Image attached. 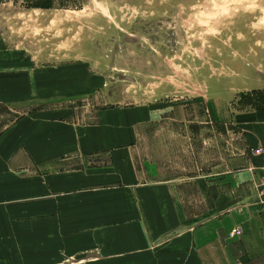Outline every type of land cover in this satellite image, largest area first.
I'll list each match as a JSON object with an SVG mask.
<instances>
[{"label":"rangeland","instance_id":"1","mask_svg":"<svg viewBox=\"0 0 264 264\" xmlns=\"http://www.w3.org/2000/svg\"><path fill=\"white\" fill-rule=\"evenodd\" d=\"M39 3L46 8L33 7ZM0 79L10 80V89L21 83L24 97L12 112L0 108V135L24 120L66 117L92 125L114 108L151 113L153 122L136 126V164L144 179L178 191L185 227L229 216L245 226L263 223V229L249 226L262 232L263 253L245 250L244 256L264 264L258 193L264 156L255 154L261 148L264 155V0H0ZM109 181L95 187L88 180L72 191L86 197L87 222L102 219L98 230L106 245L113 238L126 242V225L141 216V187ZM74 206L82 209L78 199ZM19 209L12 210L15 218L34 216ZM235 229L244 235L242 224ZM178 235L145 251L116 246L113 255L98 242L56 245L39 252L38 264L165 259L188 238L181 229ZM9 239L15 257L2 246L0 264L34 262L17 247L20 239Z\"/></svg>","mask_w":264,"mask_h":264},{"label":"crops","instance_id":"2","mask_svg":"<svg viewBox=\"0 0 264 264\" xmlns=\"http://www.w3.org/2000/svg\"><path fill=\"white\" fill-rule=\"evenodd\" d=\"M8 82L0 79V108L12 112L23 104L24 97L21 83L10 89ZM70 119L49 118L35 124L24 120L6 127L0 135V247H8L12 260L15 249L9 247L16 245L9 239L12 236L20 239L17 247L21 251L34 255V262L27 264H38L39 252L52 251L56 245L98 242L107 246L108 255L118 252L116 246L127 245L133 253L137 245H142L145 251L148 244L172 242L179 236V229L188 238L177 242L180 248L174 255L169 253L165 259H155L151 254L149 258L138 259L136 264H249L245 250L250 256L263 253L262 232L252 233L249 227L258 225L263 229V223L245 226L229 216L210 218L195 228L185 227L186 212L178 191L169 183L144 179L136 164V126L153 122L151 113L140 115L136 109L114 108L101 112L92 125ZM72 161L77 162L74 169ZM76 175L78 180L74 179ZM88 180L95 187L108 180L111 187L113 184L141 187L137 191L141 216L126 225V242H115L113 238L104 244L102 232L98 230L102 219L86 221V197L72 191L77 183L88 185ZM77 199L82 209L74 206ZM18 208L34 211V216L15 218L12 210ZM129 211L134 213L131 208ZM240 224L244 235L231 238V231ZM88 230L94 232L87 236ZM135 230L139 239L134 235Z\"/></svg>","mask_w":264,"mask_h":264},{"label":"built area","instance_id":"3","mask_svg":"<svg viewBox=\"0 0 264 264\" xmlns=\"http://www.w3.org/2000/svg\"><path fill=\"white\" fill-rule=\"evenodd\" d=\"M255 154L257 156H264L263 155V150L260 148V149H257ZM258 193H259V196L261 198V203L262 205L264 206V168H263V172H262V175H261V179H260V182H259V190H258ZM241 231L240 230H237L235 229L232 233H231V236H235V235H240Z\"/></svg>","mask_w":264,"mask_h":264},{"label":"trees","instance_id":"4","mask_svg":"<svg viewBox=\"0 0 264 264\" xmlns=\"http://www.w3.org/2000/svg\"><path fill=\"white\" fill-rule=\"evenodd\" d=\"M45 6H46V5H45ZM33 7H34V8H46V7H44L41 3H39V4H35Z\"/></svg>","mask_w":264,"mask_h":264}]
</instances>
